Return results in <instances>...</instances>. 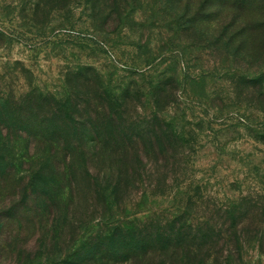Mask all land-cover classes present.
I'll list each match as a JSON object with an SVG mask.
<instances>
[{"label":"rangeland","instance_id":"rangeland-1","mask_svg":"<svg viewBox=\"0 0 264 264\" xmlns=\"http://www.w3.org/2000/svg\"><path fill=\"white\" fill-rule=\"evenodd\" d=\"M226 14L184 11L179 0H0V167L3 159L16 164L5 181L0 170V264H264V27L222 25ZM85 65L117 94L132 88L133 118L159 110L180 146L163 165L146 156L139 175L147 183L131 184L119 203L86 183L70 198L64 178L62 198L50 191L48 204L32 189L29 163L5 136L3 116L9 101L32 90L75 89ZM91 167L99 171V162ZM40 178L52 181L54 173ZM243 203L237 252L227 229L215 231L218 254L210 256L204 247L96 261L82 247L120 222L142 229L184 216L195 230L204 218L231 222L224 210ZM250 207L254 225L243 213Z\"/></svg>","mask_w":264,"mask_h":264},{"label":"trees","instance_id":"trees-1","mask_svg":"<svg viewBox=\"0 0 264 264\" xmlns=\"http://www.w3.org/2000/svg\"><path fill=\"white\" fill-rule=\"evenodd\" d=\"M179 3L184 11H227L220 24L230 21L229 24L237 30L264 27V0H179ZM262 40L260 36L254 37L255 42ZM78 71L81 73L77 75L80 82L75 89L64 93L32 90L13 104L9 101V110L3 116V130L8 140L13 139L21 145V157L24 163H29L25 171L32 174L31 187L37 195L46 193L44 199L48 204L54 198L48 193L50 191L59 190L56 198H62L64 178L70 198L74 197L78 186L86 183L93 187L95 196L100 194L103 197L110 192L108 197L119 203L121 193L131 184L137 181L147 183L146 177L139 175L140 169L145 170L149 162L145 161L146 156L157 160V164L163 159L159 165L166 164L169 160L167 154L180 146L179 134L159 110L133 118L129 109L132 92L129 85L117 94L103 85V77L93 66L85 65ZM93 160L99 162L97 172L91 167ZM4 162L3 159V167H0L2 181L16 165L15 161L9 165ZM44 171L54 173L52 181L40 178L46 173ZM163 182L155 186L162 188L169 181L165 179ZM21 184H25L24 179ZM244 203L224 210L223 215L230 216L231 222L214 223L211 218H204L198 230L184 216L158 225L147 224L142 229H128L120 222L104 237H99V241L87 240L82 247L88 250L89 260L99 256L96 261H126L147 254L162 256L170 252L190 255L204 247L208 248L210 256L218 254L210 239L227 229L228 232L233 230V249L237 252L239 242L236 237L242 224L237 220V214L242 211ZM253 211L250 207L248 212H243L247 220L254 216ZM113 216L108 217L110 224L114 222H111ZM252 220L248 221L254 225ZM83 262L87 263V259Z\"/></svg>","mask_w":264,"mask_h":264}]
</instances>
